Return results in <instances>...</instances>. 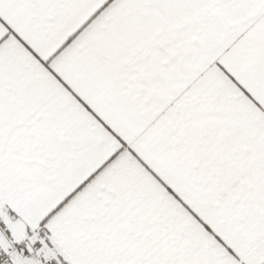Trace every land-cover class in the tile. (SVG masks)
Instances as JSON below:
<instances>
[{
    "label": "snow or ice",
    "instance_id": "snow-or-ice-1",
    "mask_svg": "<svg viewBox=\"0 0 264 264\" xmlns=\"http://www.w3.org/2000/svg\"><path fill=\"white\" fill-rule=\"evenodd\" d=\"M0 264H264V0H0Z\"/></svg>",
    "mask_w": 264,
    "mask_h": 264
}]
</instances>
